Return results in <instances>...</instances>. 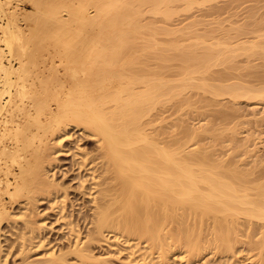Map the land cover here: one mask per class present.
Masks as SVG:
<instances>
[{
    "label": "bare ground",
    "instance_id": "obj_1",
    "mask_svg": "<svg viewBox=\"0 0 264 264\" xmlns=\"http://www.w3.org/2000/svg\"><path fill=\"white\" fill-rule=\"evenodd\" d=\"M10 1L0 0V237L7 224L12 229L7 235L14 240L4 253L0 239V264H100L95 242H102L107 234L130 246L132 264H173L171 254L178 250L187 264H195L206 244H213L218 252L233 251L241 219L264 222V185L253 186L256 196L252 197L235 171L231 174L218 164H208L204 153L185 151L184 142L171 145L157 139V133L150 135V128H145L151 122L142 121L159 101L179 93L183 84H175L177 88L171 84L174 91L168 80L137 79L140 74L135 75L134 68L126 74L135 53L151 44L141 48L135 35L147 24L141 20L147 10L167 14L169 5L178 0H79L69 7L65 0H35L38 11L27 10L28 31L17 9L9 10ZM59 5L67 13L65 18L56 12ZM42 7L49 10L48 16H43ZM46 21L53 24V52L65 70L57 69L52 59L54 87H46L49 83L43 84L46 79L41 81V76L44 88L38 90L34 80L32 85L29 82L38 68L37 64L32 68L37 53L32 49L43 45ZM70 23L82 33L99 26V33L95 32L96 39L88 36L83 41L72 35L75 41ZM93 29L90 36L95 35ZM190 54L182 57L188 64L196 58ZM196 61L198 71L208 68L204 58ZM140 81L146 84L138 90L134 85ZM73 128L93 146L81 145L72 154L65 146L74 139ZM59 155L72 160L60 165ZM64 178L78 185L71 186ZM72 194L82 199L92 196L93 205L77 213ZM41 204L48 208L40 210ZM17 207L19 214H13ZM53 215L55 222L48 221ZM82 225L88 228L86 240L80 237ZM51 230L66 231L68 236L61 235L66 241L51 238ZM255 245L259 264H264V228L257 242L250 241V246ZM46 247L50 249L35 253ZM13 250L19 262L8 258Z\"/></svg>",
    "mask_w": 264,
    "mask_h": 264
},
{
    "label": "rangeland",
    "instance_id": "obj_2",
    "mask_svg": "<svg viewBox=\"0 0 264 264\" xmlns=\"http://www.w3.org/2000/svg\"><path fill=\"white\" fill-rule=\"evenodd\" d=\"M11 1L9 10L17 9L20 20L24 22L26 26L25 30L28 31L27 25L31 24V22L29 19H26L27 10L38 11L34 4L35 0ZM195 1L192 3H188L187 0L172 2L173 4L171 3L168 7L170 13L168 12L167 14L163 12L150 13L148 10L144 15L142 14L141 20L143 23H149V25L144 23L147 29L141 28L139 33L135 35V40L139 44L142 43L139 45L141 48L145 47V45L147 48L145 47L146 49L143 48V50L139 47L141 51L136 50L138 53L133 51L138 60L136 61V57L134 56L133 60L135 59L136 63L131 59L134 63L130 62L128 66L131 65V69L129 67L128 71L127 69L125 71L127 74V72H130L129 70L134 68V72H139L135 73V75L140 74L136 77L137 79L141 77L140 79L142 80H149L150 78L159 80L160 78V81L163 79L162 82L168 80V83H166L170 86L172 84L173 87H176L175 84L178 85L177 87L183 84L177 90L179 93H174V96L170 93L173 96L171 99L167 97L165 100L164 96L162 101L165 100V102L159 101L160 104H157L156 108L152 109L153 111L150 110L148 112L150 113L149 115L147 113L146 117L144 116L145 118L142 119V121L145 120L144 124H148L149 121L152 124L147 125L148 128L145 127L146 130L150 128V131L148 130L150 135L151 132L157 133L159 135L157 139L160 138L165 143L169 142L168 144H173L175 141L184 142L185 151L204 153L207 156L208 164H218L231 174L235 171L245 182L242 184L249 187L245 192H249L252 197H255L253 186L264 185V0ZM78 2L79 0L64 1L68 7ZM58 7L60 9L56 7L54 9H57L58 11L56 12L61 17L63 15L62 18H65L67 14L65 9H63L62 5ZM41 13L43 16H48L49 10L42 7ZM38 18L41 19L40 17ZM45 24L47 25L45 27L46 31L41 32V34L44 33V37L41 35L43 38L41 43L43 45L39 46L40 48L36 46L35 50L34 48L32 49L34 52L31 51L33 53L37 52L36 55L34 54L35 58H32V61L36 60V62H33L32 68L36 64L38 68L35 67L36 73H32L34 76L32 75L31 79L29 78L30 84L32 85L31 81L34 80L32 82L37 86H33L34 90L35 87L38 90L43 89V84L45 83H49L45 85L46 87L50 85L52 87L55 84L53 81L55 78L52 75L54 70H49L52 59L57 63V69L61 72L65 70L64 65H60L62 63H59L61 59L58 53L53 52L54 36L50 28L53 24L50 21H46ZM69 26L72 27L70 28L72 30H69L73 32L71 36H77L70 38L73 39L75 37L78 41L81 39L83 41L84 38L89 39L90 37L91 39L95 37L97 35L95 32L99 33L100 29L99 26V28L93 26L94 29L92 27L83 29L82 33V29L79 26L72 25V23L68 25V28ZM148 26L154 30L152 31L151 28L150 30ZM156 26L159 30L155 29L157 28ZM68 28L65 27L67 32ZM74 29L77 34H75ZM92 29H96L94 31L95 35L92 33L90 36ZM84 30L87 32L84 33ZM84 36L89 37L86 38ZM150 37L153 38V41ZM75 38L73 40L77 41ZM146 42L148 44L151 43L150 47L145 44ZM126 47L129 48V46ZM126 47L123 50L128 52ZM131 51L129 50L130 53H132ZM159 52L161 55L166 56L162 61L161 58L163 56L158 58ZM165 52L166 54H162ZM190 53L196 58H204V64L208 65V68L198 71L197 69L201 68H195L198 61L193 57L190 61L191 64L187 63L189 61H183L186 54L191 56ZM17 60L14 61L16 65L19 63V60ZM186 63L191 65L189 68L186 66L187 69L185 67ZM205 65L204 68H206ZM43 70L45 73H43ZM37 72L40 73L38 79L42 76L41 81L45 78L47 82L43 81L44 83L42 84L40 79L36 78L39 75ZM133 74L132 72L131 75ZM127 76L129 78V75ZM52 81L54 82L53 84ZM145 84L144 81L141 83L137 82L134 87L140 90L144 88ZM170 89H172V86ZM224 90L231 91L232 93L218 92ZM50 99L54 98L51 96ZM167 99L169 100L167 101ZM51 103L55 108L56 102ZM17 114H20V112H17ZM22 116L20 114L17 119L22 120ZM74 129L76 128L71 129L73 132L70 131V133L77 131ZM157 130L161 131L160 134ZM79 131L77 132L78 134H74L76 137H73V141L75 142L70 141L71 143L68 142L66 143L67 146H65L71 149L72 154L73 152H77L81 145L83 147L91 144L83 138L84 133H81V136ZM80 137L82 138L79 139ZM161 140L160 142H163ZM90 146H93V144ZM58 158L60 159L58 161L60 165H66V162H71L72 160L71 157L65 155H59ZM61 176L62 171L57 174L59 180L62 178ZM63 180L67 184L72 183L71 186L78 185V183L70 181L71 179L68 181L64 178ZM74 195L72 194L74 197L73 202H75L73 208L77 213L81 209L83 213L93 205L91 201L92 196L82 199L80 196L77 195L75 197ZM6 203L11 208V203L9 201H6ZM39 206L40 210L44 211L48 208L46 204ZM19 211L20 209L17 207L12 212L13 214H19ZM43 218H45V215ZM54 218L55 216L53 215V219H49L48 221L55 222ZM81 221L83 224L84 220L81 219ZM263 225V221L256 219L252 220V223L249 219H241L236 232L238 236H235V245L233 244L234 248L232 247L233 251L218 252L213 244H206L205 250L196 260L195 264L261 263V260L259 261V256L261 255H258L260 254L259 247L256 245L250 246V241L254 240V242H257L261 238ZM82 227L84 234L81 232L80 237L86 240L85 235L88 228H85V225H82ZM9 228L10 226L7 224L4 225L0 237L4 245V253L9 251V247H11L14 240L12 235H7L12 230ZM64 233L66 234V231L51 230L50 237L55 239L64 238L62 237ZM107 235L108 238L105 237L106 239L104 238L105 240L103 239L102 242H95L97 245L95 244L94 254L100 260L102 259L100 264H132V259H130L131 253L129 255L130 246H126L124 244L125 241L121 238H119L121 240L117 239L119 241L115 242L116 238L113 240L114 237L111 238L110 234ZM64 239L62 240L66 241ZM71 240H73V236ZM48 249L50 248L46 247L44 250L42 248L35 251V253ZM16 254L15 250L11 251V254L8 256L10 261L17 259L19 262L18 257L15 256ZM181 256H183V251L181 250L172 253L170 262L173 264H187V261L182 259ZM262 259L264 258L262 257ZM72 260L73 263L76 262L74 258Z\"/></svg>",
    "mask_w": 264,
    "mask_h": 264
}]
</instances>
